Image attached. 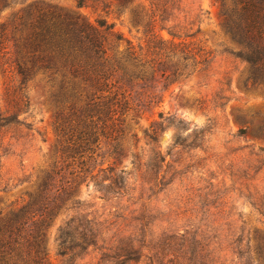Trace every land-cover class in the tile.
<instances>
[{"label":"rangeland","instance_id":"rangeland-1","mask_svg":"<svg viewBox=\"0 0 264 264\" xmlns=\"http://www.w3.org/2000/svg\"><path fill=\"white\" fill-rule=\"evenodd\" d=\"M78 1L11 0L0 25L48 5L106 20L112 49L118 35L120 49L125 41L145 49L150 33L165 40L178 33L177 42L209 55V66L155 94L129 89L119 139L100 137L95 154L79 161L58 152L55 116L63 112L69 129L76 118L55 104L45 75L28 72L22 83L12 43L4 42L0 115L13 123L0 127V220L41 195L51 175L34 210L51 216L45 264H63L56 238L72 219L101 225L97 245L76 264H111L102 258L119 244L138 248V264H264V89L248 83L249 65L237 57L217 0H183L164 30L148 0H87L83 9ZM152 130L156 142L146 136ZM155 154L165 159L158 168ZM116 181L122 189L110 190Z\"/></svg>","mask_w":264,"mask_h":264},{"label":"trees","instance_id":"trees-1","mask_svg":"<svg viewBox=\"0 0 264 264\" xmlns=\"http://www.w3.org/2000/svg\"><path fill=\"white\" fill-rule=\"evenodd\" d=\"M148 1L151 19L160 30L165 29L162 25L169 21L168 15L173 16L183 2ZM10 2L0 0V13ZM217 2L224 30L240 48L237 57L249 65L248 83L264 89V0ZM128 3L129 0L119 1L121 6ZM88 7L87 0L78 1V9ZM113 29L104 19L92 22L83 13L39 4L29 6L18 12L12 21L0 25V45L12 43V55L16 57L14 63L22 83L28 72L45 75L55 104L76 118V126L69 129L63 112L55 116L61 124L57 132L63 141L58 144V152L67 159L82 161L85 155L95 154L100 137L110 141L119 139L129 89L155 94L204 72L209 66V55L193 42H177L178 33L169 31L171 40H165L159 32L150 33L145 49H136L128 41H125L126 48L120 49L124 38L118 35L112 49L109 37L115 35L111 33ZM12 123V119L0 115V127ZM146 136L154 142L157 140L155 131ZM153 161L158 168L165 159L155 154ZM51 180L50 175L41 195L34 201L11 209L0 220V264L46 263V236L51 216L34 210L42 202V194ZM119 184L120 181L113 182L109 189L121 190ZM44 209L40 211L47 210ZM98 223L95 219H72L58 230L57 254L63 264H76L90 247L97 245L96 240L101 236ZM121 245L109 248L111 253L104 254V262L140 263L142 256H137L138 248Z\"/></svg>","mask_w":264,"mask_h":264}]
</instances>
